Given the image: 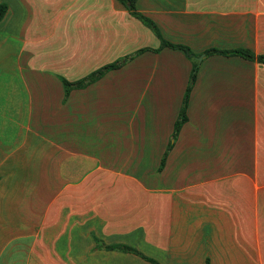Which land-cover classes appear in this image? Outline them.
I'll list each match as a JSON object with an SVG mask.
<instances>
[{"label":"crops","instance_id":"1","mask_svg":"<svg viewBox=\"0 0 264 264\" xmlns=\"http://www.w3.org/2000/svg\"><path fill=\"white\" fill-rule=\"evenodd\" d=\"M2 3L0 264H152L101 247L116 244L159 264H264V171L240 169L264 155V64L208 56L238 64L228 75L234 90L223 77L203 94L196 74L188 120L156 177L147 166H159L189 76L170 116L139 105L135 84L151 80L133 65H166L172 49L145 52L63 101L60 76L78 80L159 39L117 0ZM136 8L192 55L241 32L250 45L222 48L264 53V0H137ZM64 194L66 254H39L40 227L63 223Z\"/></svg>","mask_w":264,"mask_h":264},{"label":"rangeland","instance_id":"2","mask_svg":"<svg viewBox=\"0 0 264 264\" xmlns=\"http://www.w3.org/2000/svg\"><path fill=\"white\" fill-rule=\"evenodd\" d=\"M142 26L148 29L144 25ZM248 39L250 40L249 34H243L242 32L235 33L231 37V40L224 39L225 41H223L222 39V47L226 48V47H234V46H241V45H250L251 42ZM214 43L217 44L218 42H214ZM212 44L210 46H212ZM136 47H137V44H136ZM179 56L183 58L182 61L185 60V61L192 63V67L194 64L196 65L198 86L199 85L201 86L200 87L201 89H197L198 91L200 90L204 94V89L202 88L206 87L208 85V82L211 81V79H212V82L210 83H212L213 85L214 84L219 85L221 83L220 81L224 79L223 77H226L228 79V80H225V83L227 86L226 88L228 90L230 89L234 90L235 80L233 78L231 79V77H229L228 75L231 70L235 69L234 66L238 67V64L235 61L228 60L222 57V66H221V65H218L217 62H214V63L210 62L209 57L203 53V49L195 50L193 53V56H191L190 58H188L181 50H175V51L170 50L169 54L165 56V60L169 62L166 65L161 64V62L164 60H160V61L151 60L150 66H144L142 64L143 62L142 60L133 65L135 69L138 70V72H141V75L143 71L149 72V75H150L149 78L151 80V82H139L135 84L137 88L136 90L137 96H139L138 98L139 105L150 106V109H152L155 113L156 111H159L160 109L163 112H169L170 116L172 115V113H174L176 103H177L176 101L179 98L181 91L184 89V86L188 80L187 76H189L188 74H190L189 70L191 71V68H192L190 66L188 67L183 66V63L178 61ZM146 61L149 63L148 60ZM156 63L158 64L156 65ZM173 64H175V66H173ZM209 91L217 92L218 88H214L213 90H209ZM182 94H183V91H182ZM234 113H232V116L235 117ZM162 124H165V122H162ZM117 125L119 126V128H121L122 125H124V123H118ZM124 132H128V131L124 130ZM124 132H119V133L123 134ZM211 150H213L212 152L214 153L213 155L214 158L217 157V155L220 153L219 148H216L215 150L212 148ZM258 158L260 159L258 163H252V162L248 164H246L245 162L241 163L240 169L242 170V172H245L247 174L249 173L251 174L257 171L263 172L264 171V155ZM155 165H154V162H151L150 167L147 166V168L150 171H152V173H154L156 177H158L160 173L156 172L157 167ZM246 180H240L239 182H237L236 180L234 182H232V180H228V184L230 183V185L237 184L238 186H244V185H248ZM59 203H61L62 206L63 204H65L64 205L65 210L60 211L62 212V214L61 213L59 214V217H58L59 219L56 220V222H59L60 224L62 222L63 223L60 225L59 228L56 227L55 232L51 231L52 229L51 227L47 229L46 227H40L39 254H48V253L66 254V194L58 196V198L56 199V204H59ZM56 208H57V205H56ZM46 234H49L52 236L54 243L45 241V239L48 236Z\"/></svg>","mask_w":264,"mask_h":264},{"label":"trees","instance_id":"3","mask_svg":"<svg viewBox=\"0 0 264 264\" xmlns=\"http://www.w3.org/2000/svg\"><path fill=\"white\" fill-rule=\"evenodd\" d=\"M122 6L126 8V10L129 12V14L136 19H138L144 26L148 27L154 34L155 36L159 39V46L157 48H149V47H142L136 49L134 52H132L129 55L124 56L122 59H116L112 62L106 63L97 69L91 71L88 73L86 76L75 80V81H69L64 77L60 76V80L62 81L63 88H64V98L63 101L67 98L68 94L70 93L71 90L73 89H78V88H85L88 85L98 81L101 79L107 72L119 69L122 67L125 63L128 61L136 58L137 56L145 53V52H153V53H158L161 51L163 48H169L172 50H181L188 58H190L192 53L186 45L183 44H176L172 43L168 40H166L160 33V30L155 23V21L150 18L149 16L144 15L140 11L137 10L136 8V1L137 0H117ZM7 6L6 4L2 3L0 4V21L4 17V14L6 12ZM203 53L206 56L210 55H222L224 57H239L248 61H255L260 64H264V53L261 54H255L251 49L246 48V47H237V48H230V49H221V48H216V47H210L206 50L203 51ZM196 73H197V67L194 64L193 67L191 68V72L189 75V80L188 83L185 87L181 105L179 108V112L177 115V118L174 122L173 125V131L171 134V138L169 139V142L167 144V147L161 157V160L159 162V166L157 168V172H160L163 167L165 166V161L167 158V155L169 151L172 149L174 142L177 139L178 133L182 127V125L188 120L186 110L188 107L189 103V98H190V93L192 90V87L195 82L196 78ZM106 250H121L125 252H130L133 254H137L143 259L151 262L152 264H159L156 260L149 258L145 255H143L140 251L137 249L123 245V244H116V245H101ZM206 264L208 263V260L206 261Z\"/></svg>","mask_w":264,"mask_h":264}]
</instances>
